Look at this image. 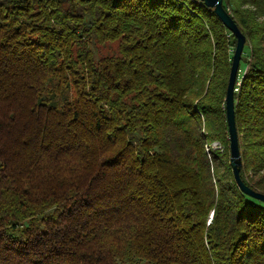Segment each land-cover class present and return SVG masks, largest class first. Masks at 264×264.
Instances as JSON below:
<instances>
[{
    "label": "trees",
    "instance_id": "obj_1",
    "mask_svg": "<svg viewBox=\"0 0 264 264\" xmlns=\"http://www.w3.org/2000/svg\"><path fill=\"white\" fill-rule=\"evenodd\" d=\"M223 7L264 194V0ZM235 44L196 0H0V264H264Z\"/></svg>",
    "mask_w": 264,
    "mask_h": 264
},
{
    "label": "water",
    "instance_id": "obj_2",
    "mask_svg": "<svg viewBox=\"0 0 264 264\" xmlns=\"http://www.w3.org/2000/svg\"><path fill=\"white\" fill-rule=\"evenodd\" d=\"M203 4L210 8L222 24L235 36L236 44L232 55V61L230 66V72L225 93V114L226 122L229 134V164L232 168L234 179L238 188L246 195L264 202V194L250 188L246 185L240 177L241 159L238 144V136L235 125V113H234V91L235 82L238 73V67L240 58L243 52L245 44V36L240 31L233 17L229 14L227 9L223 7V0H199Z\"/></svg>",
    "mask_w": 264,
    "mask_h": 264
},
{
    "label": "rangeland",
    "instance_id": "obj_3",
    "mask_svg": "<svg viewBox=\"0 0 264 264\" xmlns=\"http://www.w3.org/2000/svg\"><path fill=\"white\" fill-rule=\"evenodd\" d=\"M250 62H251V53H250V47L248 45L247 49L245 48L243 51V60L240 61L239 67H238L237 76H238L239 82H240L243 74L246 71V63H250ZM239 82H237V84H239ZM204 148H205V151L207 152L208 155L210 154L211 150L212 151H218L219 154L224 153V145L218 141H213V142L205 145ZM228 163L229 162L227 161V157H223V156L220 157V172H223L225 174L228 172V168H227ZM258 176H256L255 178H258Z\"/></svg>",
    "mask_w": 264,
    "mask_h": 264
},
{
    "label": "built area",
    "instance_id": "obj_4",
    "mask_svg": "<svg viewBox=\"0 0 264 264\" xmlns=\"http://www.w3.org/2000/svg\"><path fill=\"white\" fill-rule=\"evenodd\" d=\"M192 1H195V0H192ZM196 1H199V0H196ZM200 2V1H199Z\"/></svg>",
    "mask_w": 264,
    "mask_h": 264
}]
</instances>
